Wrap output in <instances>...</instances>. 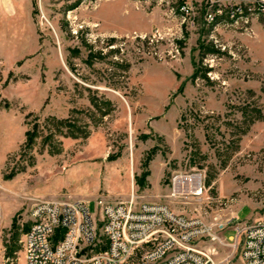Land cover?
I'll use <instances>...</instances> for the list:
<instances>
[{
  "label": "rangeland",
  "instance_id": "rangeland-1",
  "mask_svg": "<svg viewBox=\"0 0 264 264\" xmlns=\"http://www.w3.org/2000/svg\"><path fill=\"white\" fill-rule=\"evenodd\" d=\"M179 4L0 0V264H24L36 201L99 215L131 194L216 224L200 249L243 264L228 238L264 217V15L236 28ZM176 172L202 193L170 197Z\"/></svg>",
  "mask_w": 264,
  "mask_h": 264
},
{
  "label": "built area",
  "instance_id": "built-area-1",
  "mask_svg": "<svg viewBox=\"0 0 264 264\" xmlns=\"http://www.w3.org/2000/svg\"><path fill=\"white\" fill-rule=\"evenodd\" d=\"M183 18L194 19L198 7L179 0ZM208 24L244 28L264 15V0H202ZM193 23V20L192 22ZM170 197H197L203 177L198 172H176ZM99 215L86 200H39L29 212L23 236L24 264H219L200 249L205 239L219 240L214 225L174 212L166 203L95 201ZM232 248L240 237L243 264H264V217L234 227ZM233 251V252H234Z\"/></svg>",
  "mask_w": 264,
  "mask_h": 264
},
{
  "label": "crops",
  "instance_id": "crops-1",
  "mask_svg": "<svg viewBox=\"0 0 264 264\" xmlns=\"http://www.w3.org/2000/svg\"><path fill=\"white\" fill-rule=\"evenodd\" d=\"M191 1H193L194 3H197V2H201L202 0H191ZM81 169V168H80ZM80 169H78V170H75L74 171V173L72 174V175H78V176H80ZM55 200V199H54ZM74 200H80V196L79 197H77L76 199H74Z\"/></svg>",
  "mask_w": 264,
  "mask_h": 264
},
{
  "label": "trees",
  "instance_id": "trees-1",
  "mask_svg": "<svg viewBox=\"0 0 264 264\" xmlns=\"http://www.w3.org/2000/svg\"><path fill=\"white\" fill-rule=\"evenodd\" d=\"M30 133H31V135H29V132H27V135H29L31 137V139H32L34 137V133H33V131L30 132Z\"/></svg>",
  "mask_w": 264,
  "mask_h": 264
}]
</instances>
